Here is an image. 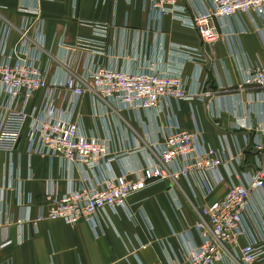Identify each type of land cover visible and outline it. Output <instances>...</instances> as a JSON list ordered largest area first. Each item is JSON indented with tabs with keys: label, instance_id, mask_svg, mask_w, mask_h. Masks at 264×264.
Returning a JSON list of instances; mask_svg holds the SVG:
<instances>
[{
	"label": "crops",
	"instance_id": "obj_1",
	"mask_svg": "<svg viewBox=\"0 0 264 264\" xmlns=\"http://www.w3.org/2000/svg\"><path fill=\"white\" fill-rule=\"evenodd\" d=\"M202 1L178 0V4L199 9ZM35 5L38 18L43 21L42 33L46 41L43 64H49V82L62 79L64 70L60 64L66 54L62 43L71 44L77 36H90V30L79 26L78 21L105 22L111 26L102 55L94 58L97 64L133 72L149 69L151 63L156 71L167 74L179 71L186 80L188 93L197 95L206 90L211 93L200 101L171 103L169 111L162 112L155 120L150 111L123 110L115 102L98 100L87 93L82 95L73 120L82 133L107 143L113 158L93 173L90 183L94 178L115 177L123 171L133 172L156 165L157 155L153 147L162 144L167 119L171 117L188 132L196 128L204 146L226 148L231 156H235L239 149L244 159L245 155L249 158L244 160L245 165L251 164V149L242 140V135L248 133L236 125L264 123V90L242 84L247 68L264 65L261 43L264 22L246 15L243 17L246 29L240 32L234 21L217 19L214 21L217 40L208 48L203 46L209 53V62L193 64L171 56L170 51L177 45L202 48L197 34L169 15L163 16L156 24L146 11L141 10L138 0H76L75 3L53 0L36 4L34 0H0V17L17 25V8ZM73 5L74 17L71 16ZM13 38L12 35L11 41ZM90 59L91 55L86 53L85 66ZM59 92L63 93L59 89L54 93ZM40 94L35 96L30 107L39 103ZM51 99L53 118H65L64 102L71 96L65 94L64 100H60L61 97L52 95ZM25 148L23 134L13 157L22 193L21 205L15 204V189L0 191V239L6 237L10 240V245L0 248V264L182 262L200 241L193 229L196 211L219 200L229 185L226 174L229 165L201 176L206 183L197 175L179 176L174 182L154 181L126 200L124 212L99 213L95 234L83 222L73 226L59 220L33 223L32 217L49 183L55 184L57 193L75 189L80 185L83 171L79 165L60 158L49 160L37 154L27 157ZM169 169L175 170L176 166L172 164ZM218 178L222 180L216 183ZM259 197V194L251 197L250 202L255 208L264 207V198L260 200ZM15 220H20V224L17 225Z\"/></svg>",
	"mask_w": 264,
	"mask_h": 264
},
{
	"label": "built area",
	"instance_id": "obj_2",
	"mask_svg": "<svg viewBox=\"0 0 264 264\" xmlns=\"http://www.w3.org/2000/svg\"><path fill=\"white\" fill-rule=\"evenodd\" d=\"M34 1L36 4L53 0ZM72 1L75 3L76 0ZM138 1L141 10L146 11L156 24L169 15L197 34L202 48L177 45L170 51L171 56L193 64L209 62V53L203 46L208 48L217 40L218 32L214 26L217 19L234 21L240 32L246 29L243 22L246 15L264 22V0H203L199 9H188L178 4V0ZM16 13L19 14L17 25L0 17V191L15 189V204L21 205L22 193L13 157L23 134L27 157L37 154L49 160L60 158L79 165L83 171L80 185L75 189L57 193L55 184L49 183L32 222L59 220L68 226L83 222L94 234L97 233L99 213L124 212L126 200L152 182H174L179 176L195 175L205 182L201 176L229 165L230 170L226 173L229 185L223 196L196 211L193 229L199 236V244L189 251L184 261L171 264H264V207L255 208L250 202L255 194L260 195V200L264 198V123L236 125L249 135H242L243 142L251 149V164L245 165L243 152L239 149L231 156L226 148L206 147L196 128L188 132L172 117L167 119V114L162 144L153 147L156 165L133 172L123 171L115 177L94 178L90 183L93 173L113 158L107 143L82 133L73 120L82 95L87 93L98 100L115 102L123 110L150 111L155 120L169 109L171 103L200 101L211 93L206 90L197 95L190 94L185 90L186 80L179 71L163 73L153 70L151 63L149 69L133 72L97 64L94 58L102 55L111 26L105 22L78 21L79 26L90 30V36H77L71 44L62 43L66 53L60 64L63 76L59 82H49V64H43L46 55L43 21L38 18L36 5L20 6ZM71 16L74 17V5ZM261 43L264 48V38ZM86 53L91 55L87 66L84 62ZM242 84L264 90V65L247 68ZM58 89L63 93H54ZM38 93H41L39 103L30 107ZM65 94L71 96V99L61 101L65 103L67 113L65 118L55 119L51 96L64 100ZM172 164L176 166L175 170L169 169ZM128 175L131 177L127 178ZM221 180L218 178L216 183ZM20 222L15 220L17 225ZM8 245L10 240L0 239V248Z\"/></svg>",
	"mask_w": 264,
	"mask_h": 264
},
{
	"label": "trees",
	"instance_id": "obj_3",
	"mask_svg": "<svg viewBox=\"0 0 264 264\" xmlns=\"http://www.w3.org/2000/svg\"><path fill=\"white\" fill-rule=\"evenodd\" d=\"M250 156H251V155H250ZM248 159H249V158H248V156H247V155H245V159H244V160H245V161H247Z\"/></svg>",
	"mask_w": 264,
	"mask_h": 264
}]
</instances>
